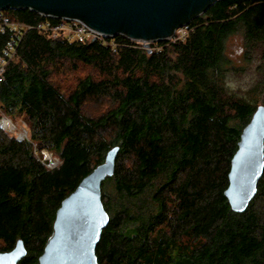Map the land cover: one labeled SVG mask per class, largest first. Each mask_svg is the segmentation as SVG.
<instances>
[{"label": "trees", "instance_id": "16d2710c", "mask_svg": "<svg viewBox=\"0 0 264 264\" xmlns=\"http://www.w3.org/2000/svg\"><path fill=\"white\" fill-rule=\"evenodd\" d=\"M185 28L150 49L122 35L112 49L25 33L0 80V113L28 125L21 140L0 128V251L20 238L17 264H37L61 200L117 145L113 175L101 182L108 222L98 264H264V166L242 212L223 195L239 133L264 104V0H216ZM234 34L243 59H257L247 97L227 86ZM91 100L109 105L93 115ZM43 148L58 165L45 166Z\"/></svg>", "mask_w": 264, "mask_h": 264}, {"label": "water", "instance_id": "95a60500", "mask_svg": "<svg viewBox=\"0 0 264 264\" xmlns=\"http://www.w3.org/2000/svg\"><path fill=\"white\" fill-rule=\"evenodd\" d=\"M216 0H0V9L27 8L39 15L75 18L107 35L144 42L168 40ZM150 49V48H148ZM229 161L224 198L242 212L256 193L264 166V104H257L242 127ZM119 147L108 148L55 209L51 234L37 264H98L95 247L108 214L101 201V182L113 175ZM0 251V264H17L26 253L17 238Z\"/></svg>", "mask_w": 264, "mask_h": 264}, {"label": "built area", "instance_id": "2783aa9c", "mask_svg": "<svg viewBox=\"0 0 264 264\" xmlns=\"http://www.w3.org/2000/svg\"><path fill=\"white\" fill-rule=\"evenodd\" d=\"M39 15V14H38ZM41 18L35 23H27L17 19H13L11 15L7 13V9H0V33H6V39L0 49V80L4 77V71L7 63L17 59V48L24 37L25 33L30 30H36L40 32H48L52 37L61 35L67 40V42H85L87 40H98L99 43L109 45L112 49H116L121 46L120 42L114 40V36H107L101 34L88 26L83 22L75 18L55 17L49 15H40ZM186 26L179 27L175 30L173 36L168 40H175L183 38L186 34ZM132 40V39H131ZM139 42L143 47L150 46V42L146 45L144 42ZM21 140L22 137H16ZM41 161L45 163L49 168L57 165L58 159L52 156L50 153H44Z\"/></svg>", "mask_w": 264, "mask_h": 264}, {"label": "rangeland", "instance_id": "374dc122", "mask_svg": "<svg viewBox=\"0 0 264 264\" xmlns=\"http://www.w3.org/2000/svg\"><path fill=\"white\" fill-rule=\"evenodd\" d=\"M226 43H227V53L232 59L233 64L237 68V69H234L237 71H231L227 73V76H226L227 86L230 90L234 91L236 94L247 97L248 88H250L253 81L255 80L256 73L254 70V65L257 59H255V57L254 59H249V61H245V59H243V55L241 51L242 50L241 38L239 35L234 34V35L229 36L228 39L226 40ZM150 47L151 46H146V48H150ZM87 71H88L87 68L80 69V71L77 72L78 73L77 75H82L86 73ZM70 76L73 77V74L70 73ZM260 102L261 100H259L258 104H260ZM108 105L109 104L106 100H101V101L91 100L89 103L86 104L85 108L87 112L95 115L98 112L104 110ZM2 117H3V123L5 127L1 125L0 123V128L3 131H5L7 134L15 138L16 137L18 138L19 134L22 135L21 136L22 138H26L28 136V128H27L28 125H26V123L21 117H18V116L9 117L7 115H4L3 113H0V121ZM8 121L12 123V126L8 124ZM41 151H42L41 152L42 157L45 155L44 154L45 152L50 153L52 156H55L58 159L57 161V165H58V163L60 162L58 156L54 155L52 152L48 151L46 148L41 149ZM34 152L36 153L38 157H40L38 155L39 152H36V151Z\"/></svg>", "mask_w": 264, "mask_h": 264}, {"label": "bare ground", "instance_id": "6f19581e", "mask_svg": "<svg viewBox=\"0 0 264 264\" xmlns=\"http://www.w3.org/2000/svg\"><path fill=\"white\" fill-rule=\"evenodd\" d=\"M8 124H10L12 126V123L10 121H8Z\"/></svg>", "mask_w": 264, "mask_h": 264}]
</instances>
